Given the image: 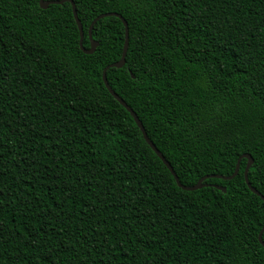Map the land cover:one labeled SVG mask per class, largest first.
<instances>
[{
    "label": "trees",
    "instance_id": "16d2710c",
    "mask_svg": "<svg viewBox=\"0 0 264 264\" xmlns=\"http://www.w3.org/2000/svg\"><path fill=\"white\" fill-rule=\"evenodd\" d=\"M40 1L0 0V264H264L248 160L181 189L103 82L123 22L87 55ZM72 1L86 49L127 22L107 79L181 184L249 154L264 197V0Z\"/></svg>",
    "mask_w": 264,
    "mask_h": 264
},
{
    "label": "water",
    "instance_id": "95a60500",
    "mask_svg": "<svg viewBox=\"0 0 264 264\" xmlns=\"http://www.w3.org/2000/svg\"><path fill=\"white\" fill-rule=\"evenodd\" d=\"M67 2L71 3V5L73 7L74 17H75L76 23L78 25V28H79V31H80V34H81V39H80V43H79L80 49L87 55L94 54L96 49H97V47L99 46V44L96 41H94L93 36H92L93 27L99 20L104 19L106 17L115 16V17H118L123 22V24L125 26V32H126V41H125V46H124V50H123V56H122V58H121V60L119 62L108 66L104 70V72H103V82L105 84V87L109 91V93L120 103L121 106H123L131 114V116L133 117V119H134L135 123L137 124L138 128L141 130L145 141L150 146V148L155 152V154L159 157V159L163 162V164L168 168V170L171 172V174L173 175V177L175 178V180L177 182V185L181 189H183L185 191L194 192V191L209 187L210 185L204 184V182L209 180V179H222V180H225V181H231L239 173L241 160L242 159H246V160H248V163H247V166H246V169H245V174H244L246 184H247L248 188L251 190V192H253L255 195H257L258 197H260L264 201V197L255 188H253L251 186L250 181H249V176H248L249 170L254 164V160H253L252 156L249 155V154H245V155L241 156V158L238 160V164L236 166L234 174L232 176H230V177H223V176H219V175L218 176L217 175H213V176H206V177L202 178L194 186L187 187V186H183L181 184V182H180L178 176L176 175L175 171L173 170L172 166L169 164V162L166 160V158L163 156V154L157 149V147L153 144V142L149 139V137H148V135H147V133L145 131V128H144L142 122L140 121L139 117L137 116V114L126 104V102L119 95H117L115 93V91H113V89L109 85V82H108V79H107V71L109 69H111V68L122 69L126 65V55H127L128 48H129V28H128L127 22L124 20V18L122 16H120L118 14H103V15L99 16L93 22V24H92V26H91V28L89 30V39H90V42H91V47H90V49H86L84 47V45H83V39H84L83 25H82L81 21L79 20V17H78V14H77V10H76V6H75V4L73 3L72 0L49 1V2L45 1V0H41L40 1V5H41V8L43 10H46L51 5H62V4L67 3ZM214 187L216 189H218V190L223 191L224 193L227 192L226 188H223V187H220V186H217V185H215ZM263 233H264V227H263V229H262V231H261V233L259 235V242L264 247V241H263V237H262Z\"/></svg>",
    "mask_w": 264,
    "mask_h": 264
}]
</instances>
